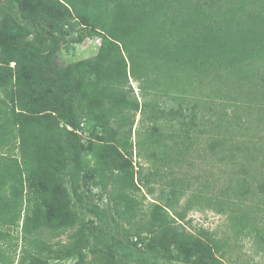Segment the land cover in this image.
Returning a JSON list of instances; mask_svg holds the SVG:
<instances>
[{
	"label": "trees",
	"instance_id": "trees-1",
	"mask_svg": "<svg viewBox=\"0 0 264 264\" xmlns=\"http://www.w3.org/2000/svg\"><path fill=\"white\" fill-rule=\"evenodd\" d=\"M0 12L11 22L8 34L25 33L0 50V264H223L220 240L187 229V213L201 209L226 215L235 237L251 239L264 254V0H3ZM78 28L96 32L100 46L95 56L66 66L26 39L58 47ZM154 59L152 70L146 60ZM160 67L173 70L163 83L154 73ZM222 71L233 77L222 85L228 112L213 106L204 87ZM160 98L177 107H162ZM137 111L151 122L135 144L153 167L146 182L163 181L142 215L135 196L142 177L124 164L134 149ZM220 112L227 117L221 132ZM205 124L202 151L232 164L217 192L211 173L177 174L192 167ZM86 133L99 142L84 141ZM85 154L94 161L87 170L100 187L95 195L82 194ZM143 185V198L153 196L154 188ZM85 216L96 223L78 231L73 246L56 242L53 249L43 239L46 229L59 236Z\"/></svg>",
	"mask_w": 264,
	"mask_h": 264
},
{
	"label": "rangeland",
	"instance_id": "rangeland-1",
	"mask_svg": "<svg viewBox=\"0 0 264 264\" xmlns=\"http://www.w3.org/2000/svg\"><path fill=\"white\" fill-rule=\"evenodd\" d=\"M9 23L11 24V22L8 21L7 16L0 12V50H3L8 46H11L15 40L25 37V33L23 31H18V30L8 34L7 27H9ZM82 30L84 29L78 28L65 34L63 38L64 40L60 41L58 47L47 39L34 40L32 36H27L26 39L29 41V43H31V45L36 50L39 51V54L41 56L51 57L53 54H55L60 66H66L68 63H75L80 60L88 59L97 54L98 48L100 46V39H98V34L92 30L91 31L84 30V32H82ZM79 34H84V36H82V38L78 39L76 42L72 41V38L78 36ZM157 62L158 61L156 59L151 61L146 60V65L148 67H151L152 70H154L156 69ZM13 65H14L13 63L10 64L11 67ZM171 71L173 70L171 69L166 70L164 67H160L157 71H154V73L158 74L159 76L158 79L160 80V82L163 83L165 81L163 78H166ZM232 78L233 77L229 73L222 71L221 79L219 81L215 80L216 83L213 82L214 83L213 86L209 85V83H207V85L204 86L206 88V94L208 95L207 98L213 104V106L217 108L219 105L220 106L222 105V107H224L225 105V108L227 107L226 108L227 112L228 110H230L229 109L230 107L227 106L229 105V101L226 100L225 98H222L225 92V89L222 88V85L223 83L232 80ZM177 80L178 79H175V81ZM184 80L186 79L184 78ZM130 84L133 89V93L135 97H137L138 102L142 103L143 98L142 96H140V91L137 88V84L133 81H131ZM166 84L167 83H165V85ZM216 86H219L221 88L220 90L218 89L219 92H217ZM212 88H214L212 92L217 93V95L214 96H212L213 94L210 95V90ZM236 90H239L237 86H236ZM167 100L169 99L160 98L159 101L161 102L159 104H161L162 107L164 106L166 109L171 107H175V108L177 107V105L174 102H171V100L170 101ZM206 103H208L207 100ZM225 108L221 110L222 113L224 112ZM199 111L200 109L199 110L197 109V113ZM222 113L220 112L216 114V119H217L216 122L218 126L222 125L218 130L219 132L226 130L225 128L226 125L222 121H225L227 117ZM258 116H259L258 113L256 116H254V122L257 120L256 118H258ZM207 117H208L207 115L204 116L205 120L207 119ZM148 119H149L148 114L146 112L137 111V113L135 114L134 125L132 127V133H131L132 136L131 141L134 145V149H133L132 157H125L126 162H124V164L126 165L127 164L132 165L134 171L136 173L137 171H139L140 176L142 177L141 184L138 181L139 186H141L140 187L141 190L135 192V196L141 202L140 215L148 212V204L150 201H153V199H155V197L158 195L163 182L158 178H155V181L150 180L148 181V183L146 182V179L148 180L154 179V177L152 178L151 176H149V173L153 171V167L150 162L144 159L143 153L138 152V148L135 147V144L137 143L139 138L143 139V137L144 138L146 137L145 130L151 125V122ZM178 125L179 124L175 123L176 127H178ZM110 126L111 129L115 128V124L111 123ZM218 126H216L217 127L216 129H218ZM199 128L204 129V131L206 132L202 134H197L198 137H200L199 145L194 146L193 148L194 154L191 155L193 157L192 158L193 161H189V163L192 162L193 165L192 167H189L185 164L184 167L180 168L179 170L177 169L178 171L177 174L184 173L185 175L188 176L189 175L205 176V175H210L211 173V177L213 180L211 182H213V186H215L213 188V191L217 192L218 189H221L222 187L225 186L229 177H231V175H227V171L230 170L228 167H230V165L232 166V164L228 162V166H226L223 161L222 162L216 161L215 158L211 156V154L209 155L208 153H206V150L202 151V147H203L202 145L204 144V140L209 136V134L206 124L203 127H199ZM82 137L86 142H93V141L99 142L97 138L92 137V135L91 134L89 135V133L82 134ZM202 152L206 153V155L204 154L202 156ZM199 156L200 158H198ZM83 157L85 158V162L83 164V169H81L80 171H81L82 179L87 180L86 182L87 185H85V188H83L82 194L84 193V190H86L89 193L91 192L93 195L98 194V192L100 191V187H96L94 184L90 182L89 177L92 178L93 176L92 173L89 170H87L89 166L94 165L93 164L94 161L90 154H85L83 155ZM67 170H69V167H67ZM174 170L176 171V169ZM65 180H67V178ZM142 183L143 184L146 183L148 187L154 188L153 196L147 195L146 198H143V195L147 193V187H145L144 185L142 186ZM110 187L111 186L109 185V188ZM97 198L98 197H94V202H97ZM186 198L187 197L185 196L179 203V206L176 208L178 211L179 209H181V207L185 205ZM98 204L102 209H106L108 205L106 200L104 201L102 200L101 202H98ZM76 212L79 216H81L80 210H76ZM138 218H140V216ZM91 221L93 223L95 222V219L89 216H85L84 223H82L81 221H77L73 226L65 229L59 236H54L55 234H53L52 232L46 229L43 233V239L48 241L53 247V249L59 247L54 245V243L56 242H60L62 246H67V245L73 246L75 244L74 239H76L74 235H76L80 230H83L85 234L88 233L89 224ZM185 221L190 222V224H188L189 226L187 225L189 227L187 228L188 230H191L196 233L198 229H203L208 232L212 241L220 240V244L223 245V252H224L221 261L223 264H263L264 263V254L260 252L259 249H257V246L253 244V241L251 239L243 238V237H239V238L235 237L234 233L229 227L230 224L226 215L217 214L208 209L191 210L190 212L187 213ZM124 226L127 227L128 225L124 224ZM13 235L15 237L19 236L20 239L19 232L15 231L13 232ZM213 250L214 249L212 250L210 249V252H213ZM19 253H20L19 248L11 253V255H13V257L15 258V261L19 259ZM218 256L219 254L214 255L215 258H218ZM91 257H92L91 254L87 255V260H90ZM74 263L75 261L72 259L69 260L68 262H64L63 264H74ZM159 263H163V261L160 260ZM14 264H16V262ZM49 264H56V262L50 261ZM121 264H133V263L126 262Z\"/></svg>",
	"mask_w": 264,
	"mask_h": 264
},
{
	"label": "water",
	"instance_id": "water-1",
	"mask_svg": "<svg viewBox=\"0 0 264 264\" xmlns=\"http://www.w3.org/2000/svg\"><path fill=\"white\" fill-rule=\"evenodd\" d=\"M0 3H3V0H0Z\"/></svg>",
	"mask_w": 264,
	"mask_h": 264
}]
</instances>
